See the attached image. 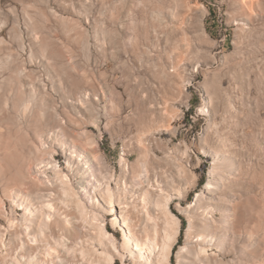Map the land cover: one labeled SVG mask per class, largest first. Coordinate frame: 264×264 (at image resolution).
I'll return each instance as SVG.
<instances>
[{"label":"rangeland","instance_id":"obj_1","mask_svg":"<svg viewBox=\"0 0 264 264\" xmlns=\"http://www.w3.org/2000/svg\"><path fill=\"white\" fill-rule=\"evenodd\" d=\"M52 131L96 150L111 187L125 180L128 203L144 193L155 221L156 185H180L169 264L199 240L183 211L211 171L224 177L211 232L226 243L207 247L210 264H264V0H0V226L23 228L12 200L32 193L28 164ZM215 152L225 159L212 168Z\"/></svg>","mask_w":264,"mask_h":264},{"label":"bare ground","instance_id":"obj_2","mask_svg":"<svg viewBox=\"0 0 264 264\" xmlns=\"http://www.w3.org/2000/svg\"><path fill=\"white\" fill-rule=\"evenodd\" d=\"M209 100L212 99L208 97ZM73 111L80 115L77 107L73 106ZM39 139L42 153L33 164H28L32 193L18 190L12 200L23 212V228L16 225V219L9 221L7 227L0 226V264H115L116 258L125 264L116 239L107 230V214L112 216V226L120 228L122 249L132 264H169L179 233L178 219L172 214L170 203L183 197L173 178L167 179L164 188L155 187L150 204L157 213L155 221L145 209L144 193L138 204L128 203L130 191L125 180L111 187V178L104 173L101 155L96 150L87 151L70 137L58 139L55 131L48 139L50 144L41 136ZM57 155L64 158L65 167L57 162ZM224 159L215 152L212 168ZM122 167L128 171L124 160ZM210 177L193 207L183 211L189 217L188 235L198 231L199 240L186 241L178 253V264H210L207 247L225 246L224 234L217 237L211 232L215 223L212 214L219 210L212 203L224 201L220 187L225 178L214 176L212 171ZM167 188L173 193L168 194L164 190ZM192 210L196 214L200 211L201 225L197 227L191 223ZM220 210L224 223L221 228L226 229L231 215L227 208Z\"/></svg>","mask_w":264,"mask_h":264}]
</instances>
